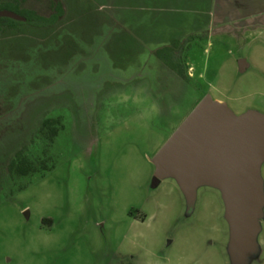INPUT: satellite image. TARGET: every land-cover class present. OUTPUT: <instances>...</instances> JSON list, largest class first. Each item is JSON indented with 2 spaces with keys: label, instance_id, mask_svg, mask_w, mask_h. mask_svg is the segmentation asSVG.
<instances>
[{
  "label": "rangeland",
  "instance_id": "1",
  "mask_svg": "<svg viewBox=\"0 0 264 264\" xmlns=\"http://www.w3.org/2000/svg\"><path fill=\"white\" fill-rule=\"evenodd\" d=\"M55 1L24 4L46 14ZM60 1L56 24L0 34V167L42 119L63 124L51 145L37 136L28 149L33 159L46 150L52 169L0 198V264H264V158L263 200L245 225L220 187L194 179L185 191L157 175L155 158L204 96L264 115V31L239 45L194 14L184 79L158 52L188 35V13Z\"/></svg>",
  "mask_w": 264,
  "mask_h": 264
},
{
  "label": "water",
  "instance_id": "2",
  "mask_svg": "<svg viewBox=\"0 0 264 264\" xmlns=\"http://www.w3.org/2000/svg\"><path fill=\"white\" fill-rule=\"evenodd\" d=\"M247 63L239 59V72ZM157 175H173L185 191L192 180L222 189L234 225H245L256 200H263L264 115H236L223 102L204 96L156 153ZM159 180L154 178L153 185ZM261 194V196H260ZM257 203V204H258Z\"/></svg>",
  "mask_w": 264,
  "mask_h": 264
},
{
  "label": "trees",
  "instance_id": "3",
  "mask_svg": "<svg viewBox=\"0 0 264 264\" xmlns=\"http://www.w3.org/2000/svg\"><path fill=\"white\" fill-rule=\"evenodd\" d=\"M24 3L25 0H0V34L17 30L24 24L36 27L51 26L63 16L60 1L53 2L51 12L48 14L28 8ZM193 38L194 35H189L182 40H173L158 52L164 62L184 79L188 78L189 66L181 53L190 46ZM62 128V121L56 117L44 118L38 123L31 138L14 151L5 166L0 167V198L2 197L4 201L13 200L15 193L24 190L33 176H42L44 172L52 169L48 165L46 150L43 151L42 157L33 159L28 154V149L37 136L43 139L47 146L51 145Z\"/></svg>",
  "mask_w": 264,
  "mask_h": 264
},
{
  "label": "crops",
  "instance_id": "4",
  "mask_svg": "<svg viewBox=\"0 0 264 264\" xmlns=\"http://www.w3.org/2000/svg\"><path fill=\"white\" fill-rule=\"evenodd\" d=\"M142 1L139 4L141 8L144 9V5H148L145 10L188 13L189 19L184 21L188 25L185 26L188 28V35H196L193 34L194 29L190 24L192 21H196L195 17H192L194 14H201L205 18L201 29L208 33L212 30L221 35H233L239 45L242 41L246 42L248 33L264 31V0H157V4H152L155 7L150 5V0ZM177 4H180L178 8ZM245 62L247 63L246 60ZM244 65L243 72L249 68L248 63ZM216 101L223 102L220 99ZM225 104L227 105V103Z\"/></svg>",
  "mask_w": 264,
  "mask_h": 264
},
{
  "label": "flooded vegetation",
  "instance_id": "5",
  "mask_svg": "<svg viewBox=\"0 0 264 264\" xmlns=\"http://www.w3.org/2000/svg\"><path fill=\"white\" fill-rule=\"evenodd\" d=\"M57 1H60V0H57ZM60 3H61V1H60ZM62 4V3H61ZM63 7V6H62ZM51 11H49L48 13H50ZM48 13H46V14H48Z\"/></svg>",
  "mask_w": 264,
  "mask_h": 264
}]
</instances>
